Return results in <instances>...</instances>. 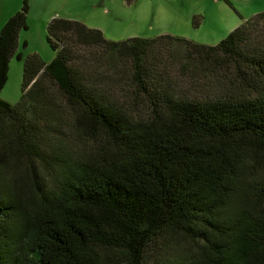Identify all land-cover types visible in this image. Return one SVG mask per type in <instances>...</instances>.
Wrapping results in <instances>:
<instances>
[{"label":"trees","instance_id":"obj_1","mask_svg":"<svg viewBox=\"0 0 264 264\" xmlns=\"http://www.w3.org/2000/svg\"><path fill=\"white\" fill-rule=\"evenodd\" d=\"M29 1L0 28V91ZM261 21L204 45L51 18L54 57H24L19 101L0 97V264H264ZM203 68L247 90L200 100L176 78Z\"/></svg>","mask_w":264,"mask_h":264},{"label":"rangeland","instance_id":"obj_2","mask_svg":"<svg viewBox=\"0 0 264 264\" xmlns=\"http://www.w3.org/2000/svg\"><path fill=\"white\" fill-rule=\"evenodd\" d=\"M21 7L22 0H0V27ZM261 12L264 0H30L27 29L18 36L17 50L22 58H11L0 97L12 104L19 101L24 57L36 54L45 62L54 57L46 40L47 24L53 17L80 21L114 41L168 34L215 45ZM252 26L255 45L264 51V21ZM166 70L173 78L178 68L172 62L167 63ZM199 72L195 78L182 72L176 80L200 100L232 98L247 90L236 71L208 72L203 68ZM113 94L122 95L117 88Z\"/></svg>","mask_w":264,"mask_h":264},{"label":"crops","instance_id":"obj_3","mask_svg":"<svg viewBox=\"0 0 264 264\" xmlns=\"http://www.w3.org/2000/svg\"><path fill=\"white\" fill-rule=\"evenodd\" d=\"M11 14H12V13H11ZM1 27H2V26H1ZM1 27H0V28H1Z\"/></svg>","mask_w":264,"mask_h":264}]
</instances>
